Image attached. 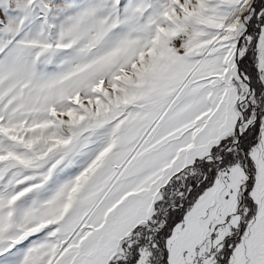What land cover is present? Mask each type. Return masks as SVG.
<instances>
[{
  "label": "snow or ice",
  "instance_id": "6c2138e0",
  "mask_svg": "<svg viewBox=\"0 0 264 264\" xmlns=\"http://www.w3.org/2000/svg\"><path fill=\"white\" fill-rule=\"evenodd\" d=\"M0 264H264V0H0Z\"/></svg>",
  "mask_w": 264,
  "mask_h": 264
}]
</instances>
